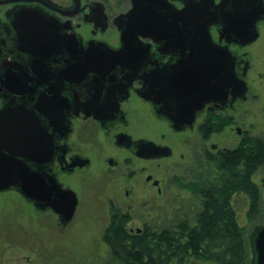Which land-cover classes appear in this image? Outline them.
<instances>
[{
    "label": "flooded vegetation",
    "instance_id": "flooded-vegetation-1",
    "mask_svg": "<svg viewBox=\"0 0 264 264\" xmlns=\"http://www.w3.org/2000/svg\"><path fill=\"white\" fill-rule=\"evenodd\" d=\"M17 28L24 37L39 33L19 43ZM125 43L131 55H107ZM184 73L193 77L190 86L181 82ZM0 79L11 81L0 108L5 95L21 93L26 100L58 96L63 104L45 169L74 192V213L73 185L87 177L100 176L107 190L116 185L115 196L135 201L152 188L161 193L159 173L175 157L180 164L190 143L194 161L209 166L249 138L264 142L263 124L262 135L252 132L253 119L264 120V0H0ZM182 179L173 183L192 193L186 185L199 179ZM108 203L110 216L123 211ZM12 206L21 217L24 208L48 211L59 230L74 215L63 220L15 189L0 190V217ZM145 225L128 230H150ZM10 251L9 258L1 248L0 264H21L18 250Z\"/></svg>",
    "mask_w": 264,
    "mask_h": 264
},
{
    "label": "rangeland",
    "instance_id": "rangeland-1",
    "mask_svg": "<svg viewBox=\"0 0 264 264\" xmlns=\"http://www.w3.org/2000/svg\"><path fill=\"white\" fill-rule=\"evenodd\" d=\"M253 120L255 127L252 132L262 135L261 124L264 129V120L258 123L255 118ZM235 144L234 138L226 146ZM182 151L184 158L180 164L178 157H175L168 162L170 166L166 165L163 172L159 173L162 176H159L161 193L152 188L150 194L142 195L135 201L115 196L116 185L107 190L105 179L100 176L87 177L81 181L82 185L74 184L73 188L79 197L78 204L71 223L65 229L59 230L48 211L38 213L36 210L34 212L24 208L21 217L15 211V206L7 207L1 214L2 218L0 217V250L7 248L10 258V249H17L18 251L13 253L21 264H116L102 239L103 228L109 222L108 201L111 198L113 203L120 205L124 213L129 214L130 220L126 228H132V231L142 228L144 224L150 231H159L165 226L177 225L181 221L192 225L200 209V199L180 184L173 183V176L184 178V183L190 180L193 174L200 180L212 178L215 170L212 164L207 166L204 165L205 162L200 164L194 161L196 156L193 153L196 148L192 143L185 149L182 148ZM252 180L260 190L261 213L258 217L249 219L246 216L248 198L243 193H236L231 199L238 223L244 230L248 249L252 247L251 240L255 231L264 226V164L254 171ZM9 195L16 194L9 191ZM184 264L212 263L190 257Z\"/></svg>",
    "mask_w": 264,
    "mask_h": 264
},
{
    "label": "trees",
    "instance_id": "trees-1",
    "mask_svg": "<svg viewBox=\"0 0 264 264\" xmlns=\"http://www.w3.org/2000/svg\"><path fill=\"white\" fill-rule=\"evenodd\" d=\"M211 158L215 175L186 185L201 203L192 225L131 232L126 228L129 214L113 210L102 239L116 264H184L190 257L212 264L255 263L253 239L261 227L249 252L231 199L243 193L248 198L246 216L254 219L261 213L260 190L252 175L264 164V142L249 138Z\"/></svg>",
    "mask_w": 264,
    "mask_h": 264
},
{
    "label": "water",
    "instance_id": "water-1",
    "mask_svg": "<svg viewBox=\"0 0 264 264\" xmlns=\"http://www.w3.org/2000/svg\"><path fill=\"white\" fill-rule=\"evenodd\" d=\"M45 22L48 21L43 23ZM25 23L30 24L31 22L24 21L19 24L24 26ZM24 32L26 31L18 30L19 43L23 40L27 44V41L33 39V34L39 33L29 31V35L24 37ZM40 33L43 35L46 32L41 30ZM124 34L128 42L132 32L127 31ZM38 45L40 48L43 47V42L39 41ZM131 50L132 48L126 44L120 48V52L114 54L108 52L107 55L129 56ZM187 72L192 71L189 69ZM191 76V74L184 73L181 82L190 86L193 79ZM202 77L204 75L201 73L200 88L203 86L204 78ZM10 82V80L0 79V91L9 88ZM181 88L183 89V86ZM5 96L9 99L0 108V190L15 189L27 201L40 207L50 208L63 220H70L76 206L75 194L69 188L61 189L57 186L45 169L55 152L54 132L59 130V125L64 119L63 104L58 96L54 99L40 94L36 99L33 96L29 97V100H26L28 98L26 93H21V96ZM30 103L33 104L29 106ZM33 105L35 107L46 105L47 107L39 111ZM63 124L62 132L65 129V121ZM253 247L255 253L253 264H264V226L256 231Z\"/></svg>",
    "mask_w": 264,
    "mask_h": 264
}]
</instances>
